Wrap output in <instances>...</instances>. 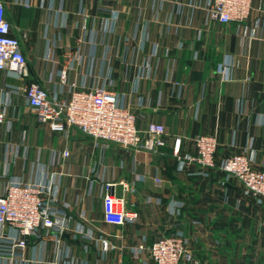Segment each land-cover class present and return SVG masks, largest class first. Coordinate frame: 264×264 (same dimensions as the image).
Listing matches in <instances>:
<instances>
[{"label":"crops","instance_id":"1","mask_svg":"<svg viewBox=\"0 0 264 264\" xmlns=\"http://www.w3.org/2000/svg\"><path fill=\"white\" fill-rule=\"evenodd\" d=\"M2 1L28 75L0 70V193L12 179L51 178L66 229L22 236L0 224V248L12 238L27 241L11 254L0 251V264H156L148 249L137 253L135 246L179 229L196 258L184 264H264V200L245 195L219 167L234 153L264 167V26L254 23L264 0H253L247 21L228 24L210 19L209 0ZM86 16L88 30L81 26ZM225 58L233 79L222 82L216 68ZM30 83L59 98L70 97L72 83L86 90L106 85L138 115L139 128L163 123L167 144L135 149L96 144L75 127L54 130L25 102ZM202 134L217 137L216 165L179 169L174 138H182V153H194ZM123 181L133 189L127 207L138 216L117 225L103 219L102 196L106 182L121 194Z\"/></svg>","mask_w":264,"mask_h":264},{"label":"built area","instance_id":"2","mask_svg":"<svg viewBox=\"0 0 264 264\" xmlns=\"http://www.w3.org/2000/svg\"><path fill=\"white\" fill-rule=\"evenodd\" d=\"M253 0H209L208 14L212 21L223 24L243 23L248 20ZM255 26H264V11L254 21ZM82 28L88 30V16L84 17ZM11 23L5 16V5L0 0V70H8L18 76L28 75V60L20 40L11 35ZM233 62L223 59L217 64L216 72L220 81L233 79ZM62 83L67 81L68 68L61 70ZM73 87L69 98L51 96L49 90L38 83H30L23 88L25 102L34 111L37 119L52 129L63 131L75 127L89 136L96 144L101 142L120 144L135 149L156 151L167 144L166 127L160 122H149L144 129L137 125L138 115L119 104L118 93L106 85H98L89 90ZM5 123V112L0 104V126ZM182 138L177 136L173 142V153L179 161V169L192 163L202 167L216 165L214 154L218 145L215 135H198L195 138L194 153L181 151ZM69 154L68 149L63 150ZM219 167L227 177L237 178L247 196L264 200V167L254 165L253 157L245 153H234L225 157ZM113 182H106L102 196V214L106 222L123 225L138 216V210L127 207L134 202L127 198L126 192L133 189L122 182L123 192L117 193ZM51 178L45 182H23L12 179L0 193V224H9L20 235L42 237V227L50 228L55 234L66 229L65 220L58 218ZM23 237L12 238L7 248L1 252L12 253L13 246H24ZM110 240L102 238L104 249L110 247ZM148 249L156 264H184L196 262L188 237L182 229L164 234L151 243L142 241L135 246V252Z\"/></svg>","mask_w":264,"mask_h":264},{"label":"rangeland","instance_id":"3","mask_svg":"<svg viewBox=\"0 0 264 264\" xmlns=\"http://www.w3.org/2000/svg\"><path fill=\"white\" fill-rule=\"evenodd\" d=\"M85 231H89V228L87 225H85V228H84Z\"/></svg>","mask_w":264,"mask_h":264}]
</instances>
